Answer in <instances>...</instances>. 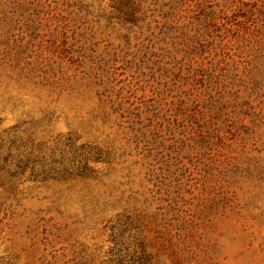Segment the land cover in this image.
<instances>
[{
    "label": "rangeland",
    "instance_id": "1",
    "mask_svg": "<svg viewBox=\"0 0 264 264\" xmlns=\"http://www.w3.org/2000/svg\"><path fill=\"white\" fill-rule=\"evenodd\" d=\"M0 264H264V0H0Z\"/></svg>",
    "mask_w": 264,
    "mask_h": 264
}]
</instances>
